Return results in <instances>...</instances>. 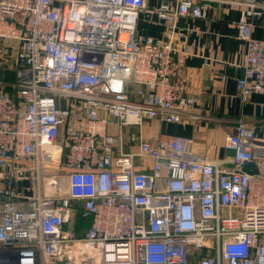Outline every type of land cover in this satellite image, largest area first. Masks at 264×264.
<instances>
[{"label": "built area", "instance_id": "obj_1", "mask_svg": "<svg viewBox=\"0 0 264 264\" xmlns=\"http://www.w3.org/2000/svg\"><path fill=\"white\" fill-rule=\"evenodd\" d=\"M214 2L240 7V96L264 93V0H163L165 38L138 36L146 0H0V264H264V139L240 120L223 169L144 132L198 102L177 20Z\"/></svg>", "mask_w": 264, "mask_h": 264}, {"label": "crops", "instance_id": "obj_2", "mask_svg": "<svg viewBox=\"0 0 264 264\" xmlns=\"http://www.w3.org/2000/svg\"><path fill=\"white\" fill-rule=\"evenodd\" d=\"M162 1L146 0V7L138 17V36L166 37L165 22L156 12ZM240 14L238 5L214 2L207 18H178L177 29L183 35L177 42L182 46L187 44L190 49L186 59L188 91L198 97V102L179 122L152 119L144 127L146 137L152 140L163 135L191 137L189 150L223 169L233 166V152L226 148L225 141L240 120L253 128L258 138L264 139V93H253L243 100L237 88L246 51L245 42L238 37ZM253 25L254 37L264 40V13L254 18ZM7 43L13 54L16 42ZM11 67L8 64L3 69L2 78L6 81L14 77ZM89 222L87 219L85 224Z\"/></svg>", "mask_w": 264, "mask_h": 264}, {"label": "rangeland", "instance_id": "obj_3", "mask_svg": "<svg viewBox=\"0 0 264 264\" xmlns=\"http://www.w3.org/2000/svg\"><path fill=\"white\" fill-rule=\"evenodd\" d=\"M33 176V172L32 171H27V173L23 174L21 176V179L18 182V188L19 191L23 194V195H34L35 194V186H32L30 183V178Z\"/></svg>", "mask_w": 264, "mask_h": 264}, {"label": "water", "instance_id": "obj_4", "mask_svg": "<svg viewBox=\"0 0 264 264\" xmlns=\"http://www.w3.org/2000/svg\"><path fill=\"white\" fill-rule=\"evenodd\" d=\"M243 169L245 171L252 172V173L257 171V168L252 161L246 162L243 166Z\"/></svg>", "mask_w": 264, "mask_h": 264}, {"label": "trees", "instance_id": "obj_5", "mask_svg": "<svg viewBox=\"0 0 264 264\" xmlns=\"http://www.w3.org/2000/svg\"><path fill=\"white\" fill-rule=\"evenodd\" d=\"M12 72H13V75H14V77H13L12 79H7L8 81H12V80H14V79H15V71H14V70H12Z\"/></svg>", "mask_w": 264, "mask_h": 264}]
</instances>
